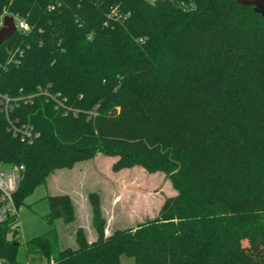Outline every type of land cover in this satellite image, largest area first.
Returning a JSON list of instances; mask_svg holds the SVG:
<instances>
[{
  "label": "trees",
  "instance_id": "obj_1",
  "mask_svg": "<svg viewBox=\"0 0 264 264\" xmlns=\"http://www.w3.org/2000/svg\"><path fill=\"white\" fill-rule=\"evenodd\" d=\"M7 13L29 26L0 45V96L15 100L8 113L0 106V170L24 167L17 208L53 172L97 154L117 157L114 171L161 172L177 193L156 218L109 236L90 194L95 241L80 227L76 248L61 249L54 226L23 245L25 261L264 264V19L252 7L0 0ZM11 123L36 137L21 142ZM47 200L52 225L75 222L68 195ZM17 223L0 226L5 264L25 262Z\"/></svg>",
  "mask_w": 264,
  "mask_h": 264
},
{
  "label": "rangeland",
  "instance_id": "obj_2",
  "mask_svg": "<svg viewBox=\"0 0 264 264\" xmlns=\"http://www.w3.org/2000/svg\"><path fill=\"white\" fill-rule=\"evenodd\" d=\"M6 15L9 14L0 16V19ZM117 161V157L97 154L75 164L71 170H57L49 175L46 185L37 187L24 200L15 228L17 241L22 245L20 260H26L23 245L46 234L54 226L59 232L61 249L76 248L75 232L80 227L84 229L89 242L95 241L88 203L90 194L100 197L106 236L156 218L164 202L177 195L165 174H152L139 166L114 171L113 166ZM59 195L70 197L75 208V222L64 224L59 220L52 225L47 219L50 212L47 196ZM120 263L135 264L132 258L125 255L120 257ZM0 264H5V261L0 259Z\"/></svg>",
  "mask_w": 264,
  "mask_h": 264
},
{
  "label": "built area",
  "instance_id": "obj_3",
  "mask_svg": "<svg viewBox=\"0 0 264 264\" xmlns=\"http://www.w3.org/2000/svg\"><path fill=\"white\" fill-rule=\"evenodd\" d=\"M146 2L155 3L158 1H164V0H144ZM55 6H51L50 9L53 10ZM15 24L17 27V30L26 33L29 31L28 24L20 20L16 17H14ZM3 24V17L0 19V26L2 27ZM23 56L22 52L17 50L15 53H12L9 56L8 61L12 63H17L19 59ZM53 99L57 98L58 96H51ZM25 100V98H21ZM57 103V107H60L62 109L66 110V107L64 105V100L60 101L59 99L55 100ZM15 102V100H11L7 96H0V106L8 113V111L12 108V103ZM10 131L14 137H18L21 142L24 143H31L33 139L36 137V134L34 133L33 129L27 126H17L13 123H11ZM23 166H13V165H7L3 166L0 170V226L8 223L13 218H18V211L19 209L16 206L15 203V194L19 189V185L23 178ZM18 223L14 227L17 228ZM17 230V229H16ZM9 236H13V231L9 232ZM17 239V235H16ZM24 264H43L39 261H34L31 259H28L24 262Z\"/></svg>",
  "mask_w": 264,
  "mask_h": 264
},
{
  "label": "water",
  "instance_id": "obj_4",
  "mask_svg": "<svg viewBox=\"0 0 264 264\" xmlns=\"http://www.w3.org/2000/svg\"><path fill=\"white\" fill-rule=\"evenodd\" d=\"M243 7H252L254 13L264 19V0H234ZM17 31L14 17L6 15L3 17V24L0 29V45L9 40Z\"/></svg>",
  "mask_w": 264,
  "mask_h": 264
},
{
  "label": "crops",
  "instance_id": "obj_5",
  "mask_svg": "<svg viewBox=\"0 0 264 264\" xmlns=\"http://www.w3.org/2000/svg\"><path fill=\"white\" fill-rule=\"evenodd\" d=\"M88 239V238H87ZM88 242H89V240H88ZM91 243V242H90Z\"/></svg>",
  "mask_w": 264,
  "mask_h": 264
}]
</instances>
